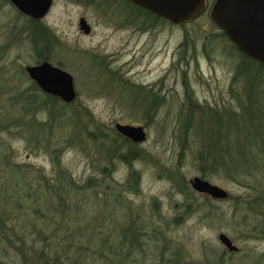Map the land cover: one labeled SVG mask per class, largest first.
Returning <instances> with one entry per match:
<instances>
[{
    "label": "trees",
    "instance_id": "1",
    "mask_svg": "<svg viewBox=\"0 0 264 264\" xmlns=\"http://www.w3.org/2000/svg\"><path fill=\"white\" fill-rule=\"evenodd\" d=\"M210 5L205 12L211 10ZM139 10L141 17L154 15L143 7ZM25 17L28 23L19 30L26 33L36 63L50 60L53 49L47 40L56 39L54 32L39 19ZM215 29L208 30L202 40L206 46L222 43L229 48L235 65L233 99L229 103L212 104L194 101L191 94L186 96L174 130L179 136L181 156L178 165L169 168L168 176L188 195L181 204L188 213L199 208L188 183L178 180L182 161L190 158L196 163L202 178L236 183L244 192L233 196L229 232L264 239V64L240 51L216 24ZM186 32L187 42L181 48L189 50L195 43L190 30L186 28ZM205 52L210 55L208 47ZM4 53L5 49L1 50L0 143L6 152L0 153V264H12L1 258L9 249L15 250L24 264H126L128 261L136 264L133 253L142 252L145 228L149 229L148 233L156 229L157 239L168 240L162 226L142 214L139 220L119 223L105 222L101 216L85 219L80 210L86 200L77 205L89 191L92 192L89 196H96L99 204L110 196L109 190L114 196L112 202H121L125 194L121 188L128 191L138 188L140 173L132 168L122 185L113 178L116 163L122 160L132 164L139 157L153 158L145 148L120 133L117 137L121 141L105 134L88 108L74 107V101L66 103L44 92L24 68L20 71L21 79L18 78V74L1 63ZM112 77L109 85L112 91L114 86H120L115 82H122L128 88L127 96L120 94V97L129 104L130 119L152 125L164 95L155 88L116 75ZM67 126L71 130L60 138L57 130ZM7 135L19 136L27 145L45 149L50 154L53 174H48L42 166L10 156ZM86 139L97 143V151L103 156H95L91 161L95 174L79 180L63 162L62 143L77 146ZM188 152L192 157L185 156ZM156 202L152 203L157 207ZM173 255L177 260L183 258L180 249ZM262 260L264 254L259 261Z\"/></svg>",
    "mask_w": 264,
    "mask_h": 264
},
{
    "label": "rangeland",
    "instance_id": "2",
    "mask_svg": "<svg viewBox=\"0 0 264 264\" xmlns=\"http://www.w3.org/2000/svg\"><path fill=\"white\" fill-rule=\"evenodd\" d=\"M208 2L212 6L215 0ZM82 13H86L93 22L95 31L92 36L79 30L77 21ZM40 22L47 25L57 39V42L50 38L47 40L53 49V57L48 61L74 77L78 95L74 107L88 108L103 127L104 133L118 141L121 140L117 137V123L143 126L147 136L137 144L153 158L139 157L132 164L119 160L113 178L125 185L134 168L140 173L139 187L134 191L122 187L125 194L119 203L112 202L114 196L110 190V196L102 204L95 200L96 196H89L92 193L89 191L77 205L86 200L82 204L81 215L85 214V219L101 216L105 222L119 223L125 219L139 220L142 214L162 226L168 240L157 239L156 229H150L148 233L149 229L145 228L147 233L142 252L133 253L136 264H264V260L259 261L264 254V239L229 232L232 230L228 216L232 217L233 196L244 192L243 188L225 180H210L223 187L228 196L215 199L195 191L190 181L200 176V172L196 163L187 158L181 163L182 175L178 180L188 183L199 208L188 213L181 205L188 195L168 176L169 168L177 166L181 156L179 136L174 130L186 96L191 94L194 101L212 104L229 103L233 99L231 91L235 65L229 48L222 43L206 46L202 40L208 30L217 31L210 10L185 25L173 22L149 25L141 20L140 24L134 26H117L116 23H107L108 20H104L103 14L96 8L82 7L69 0H56L47 17ZM26 23L25 15L12 3L0 0V52L5 49L1 63L18 74L20 79L22 68L26 70L29 65H38L26 33L19 30ZM186 28L190 30L192 42L195 43L189 50L181 48L187 42ZM205 47H208L210 57ZM113 75L155 88L164 95L159 114L152 125L135 123L130 119L129 104L120 97V94L127 96L128 88L122 86V82H115L120 86H114L112 91L109 85ZM90 129L93 130V126ZM69 130L71 127L67 126L56 133L61 138ZM5 138L10 156H17L21 162L42 166L48 174H53L50 154L45 149L27 145L24 139L16 135ZM80 144L74 146L63 142L61 151L64 164L79 180L95 174L91 161L95 156H103L97 151V143L86 139ZM1 152L6 151L0 143ZM185 156L192 157V154L188 152ZM153 200L157 201V207ZM220 232L232 237L240 247L237 253H230L219 242ZM177 249L183 255L180 260L173 255ZM1 258L12 264H24L13 249H9ZM126 264L134 263L128 261Z\"/></svg>",
    "mask_w": 264,
    "mask_h": 264
},
{
    "label": "water",
    "instance_id": "3",
    "mask_svg": "<svg viewBox=\"0 0 264 264\" xmlns=\"http://www.w3.org/2000/svg\"><path fill=\"white\" fill-rule=\"evenodd\" d=\"M11 1L24 15L41 19L50 10L53 0ZM132 1L176 24L194 20L207 9L206 0ZM210 16L240 51L264 64V0H217L211 7ZM80 25L84 33H90L91 28L86 18L80 20ZM26 71L44 92L58 96L66 103H71L77 98L74 77L68 71L54 66L49 61L29 65ZM116 129L135 143L143 142L147 136L145 128L141 125L117 123ZM190 184L195 191L215 199L228 196L223 187L201 176H195ZM218 239L229 252L240 250L228 233L220 232Z\"/></svg>",
    "mask_w": 264,
    "mask_h": 264
},
{
    "label": "flooded vegetation",
    "instance_id": "4",
    "mask_svg": "<svg viewBox=\"0 0 264 264\" xmlns=\"http://www.w3.org/2000/svg\"><path fill=\"white\" fill-rule=\"evenodd\" d=\"M55 1L56 0L52 1V6L54 5ZM69 1H71L73 3H77L79 6H82V7L96 8L99 12H101L103 14L104 20H106V21L108 20L107 23H109V24L110 23L111 24L116 23L117 26L118 25H131V26H134V25H136L138 23L140 24L141 20L143 21V23H150L149 25L156 24V22H164V23L169 22V23H172V21H170L169 19H167V18H165L163 16H160V15L156 14L155 12H153V11H151L149 9H146V8H145L146 10H149V11L153 12L154 15H149L148 18H145L147 16L141 17L140 16L139 7H142V6H140L139 4L135 3L132 0H69ZM206 1H207V9H208L209 3H208V0H206ZM6 2L12 3L11 0L6 1ZM52 6H51V8H52ZM51 8H50V10H51ZM50 10L47 12V14L43 18H41L39 20L43 21V19L46 18L47 15L49 14ZM83 17L86 18L87 24L91 28V31H90L89 34L84 33V30L81 28L80 20ZM30 18H32V17H30ZM77 22H78V25H79V30L81 32H83L87 36H92V34L95 31L94 25H93L92 20L90 19L89 16L86 15V13L80 14ZM117 26L115 28L116 31L118 30ZM145 27H148V25H146ZM53 40L54 41L56 40V42H57V39H53ZM126 220L127 219H125L124 221H126ZM237 252H233V253H237Z\"/></svg>",
    "mask_w": 264,
    "mask_h": 264
},
{
    "label": "bare ground",
    "instance_id": "5",
    "mask_svg": "<svg viewBox=\"0 0 264 264\" xmlns=\"http://www.w3.org/2000/svg\"><path fill=\"white\" fill-rule=\"evenodd\" d=\"M230 253H233V252H230Z\"/></svg>",
    "mask_w": 264,
    "mask_h": 264
}]
</instances>
